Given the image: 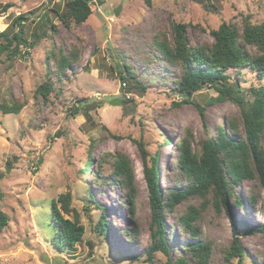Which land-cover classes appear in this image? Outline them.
Here are the masks:
<instances>
[{
  "label": "rangeland",
  "instance_id": "374dc122",
  "mask_svg": "<svg viewBox=\"0 0 264 264\" xmlns=\"http://www.w3.org/2000/svg\"><path fill=\"white\" fill-rule=\"evenodd\" d=\"M64 2L0 0L12 5L6 12L0 8V31L22 14L27 18L25 37L36 40L26 55L25 46L19 48L21 55L12 58L0 52V102L24 101L16 114L0 111V208L10 218L0 233V264H164L165 255L160 252L147 261L152 211L143 161L132 139L142 137L147 149L158 154L162 189L182 188L187 181L184 177L174 181V161L177 141L186 128L192 132V146L198 147L206 130L215 135L218 124L227 128L225 121L236 117L238 109L230 100L212 101L217 92L209 86L192 96L205 105L203 118L194 104H174L182 97L172 90L173 76L164 74L165 64L148 63L145 51L157 32L171 35L172 21L188 24L189 44H211V31L222 22L240 27L244 20L264 21V0H152L151 7L143 0H90L89 18L70 27L51 10L58 3L57 9L62 10ZM118 5L122 9L115 16L112 11ZM59 47L65 54L77 50L78 57L60 73L55 61ZM124 63L131 65L139 85L119 78L117 64L122 67ZM227 73L230 83H236L246 97L252 98L250 88L264 85V74L250 66L230 68ZM48 77H52L53 90L46 100L36 88ZM140 85L146 89L142 91ZM75 104L82 107L80 113L68 115ZM92 142L95 165L106 151L129 157L136 185L134 216L127 213L125 189L101 182L95 177L96 166L81 172ZM110 172L111 167L103 163L102 174L107 178ZM233 192L243 198L242 211L233 204L228 210H217L210 199L193 222L199 239L212 244L208 264L225 263L224 249L233 240L234 222L254 227L264 221L263 191L257 178L243 180ZM67 193L85 232L73 249L61 250L45 225L51 199ZM248 195L255 197V205L247 201ZM189 201L197 206L200 198ZM186 204L165 214L172 257L183 252V241H192L188 233L178 230V216ZM103 210L108 231L99 235L95 224ZM61 212L73 217L72 211ZM133 226L137 233L129 239L124 230ZM238 236L244 256L241 261L233 257L228 264H264V234L239 232Z\"/></svg>",
  "mask_w": 264,
  "mask_h": 264
},
{
  "label": "trees",
  "instance_id": "16d2710c",
  "mask_svg": "<svg viewBox=\"0 0 264 264\" xmlns=\"http://www.w3.org/2000/svg\"><path fill=\"white\" fill-rule=\"evenodd\" d=\"M143 1L147 7L152 6V0ZM89 2L90 0H65L62 10L57 9L59 3L51 10L66 27H70L72 23L81 25L92 13ZM11 6L10 3H0L3 12ZM26 19L24 15L19 14L7 29L0 31L1 53H8V57L12 58L21 55L20 46L26 47L24 55L29 53L28 49L34 47L36 40L29 41L24 34ZM14 27L17 30L11 31ZM187 27V23L172 21L170 36L164 31L157 32L145 51L147 62L155 60L167 66L168 70L163 72L173 76L172 90L182 97L181 102L174 104H194L203 118L205 105L196 102L192 96L203 87L209 86L217 92L212 101L230 100L237 107L238 115L225 121L227 128L224 124H218L215 135H211L206 130L205 136L200 138L198 147L192 146L193 135L191 130L186 128L184 136L177 141V158L174 161L176 169L174 181L178 182L181 177L187 181L186 186L182 188L174 186L168 190L162 189L158 154L151 153L147 149L142 137L132 139L143 161V176L152 211L150 244L145 249L147 261H151L155 253L160 252L165 255L164 264H208L212 244L199 239L198 229L193 222L201 217L210 199L213 200L217 210L221 207L228 210L229 204H233L242 211L243 198L233 192L234 187L243 180L257 178L264 200V85L250 88L252 98L246 97L240 93L236 83H230V76L227 73L230 68L250 66L264 74V21L254 24L244 20L240 27L232 22H222L217 29L211 31L214 39L211 44L207 42L189 44ZM51 28L54 30L55 25L52 24ZM54 54V52L49 53L47 57L51 58ZM57 55L55 61L58 73L68 69L78 58L77 50L65 54L61 47ZM117 67L119 78L123 83L125 81L140 83L130 64L124 63L122 67L117 64ZM138 87L142 91L146 89L144 85ZM52 90V77H48L38 85L36 93L47 100ZM23 103L24 101L19 100L10 103L0 102V111L4 114H16L23 107ZM81 108L80 105H73L69 108L68 115L79 114ZM104 128L108 130L105 126ZM93 144L94 142L90 144L89 156L81 172L84 173L96 166L95 177L101 178V182L109 185L118 184L125 189L126 210L130 217L134 216L136 185L129 157L120 151H106L101 154V161L95 165L94 156L91 155ZM103 163L111 167L107 178L102 174ZM10 164V161H7V169H10ZM192 197L200 198L199 205L195 206L189 201ZM0 198H2L1 190ZM184 201H187L186 209L181 216H178V230L188 233L192 241L187 243L183 241V252L172 257L171 246L166 236L165 214L173 212L174 208ZM247 201L256 204V199L252 195L247 196ZM70 203L71 196L67 193L51 199L49 204L50 215L45 226L53 231L52 242L61 250L73 249L76 243L82 240L85 232L83 224L79 221L78 212L70 207ZM61 210L65 213L72 211L73 217L66 218ZM9 220L7 213L0 208V233L8 225ZM106 224V214L103 210L95 224L99 235L107 233ZM232 230L233 240L224 249V264H228L233 257L241 261L244 256L245 251L239 241V232L264 234V221L254 227L234 222ZM124 231L127 236L130 235L129 239H133L137 233L135 226Z\"/></svg>",
  "mask_w": 264,
  "mask_h": 264
},
{
  "label": "water",
  "instance_id": "95a60500",
  "mask_svg": "<svg viewBox=\"0 0 264 264\" xmlns=\"http://www.w3.org/2000/svg\"><path fill=\"white\" fill-rule=\"evenodd\" d=\"M122 7L120 5L116 6L114 9H113V13L115 16H118L120 14V11H121ZM115 103H117V101H115Z\"/></svg>",
  "mask_w": 264,
  "mask_h": 264
}]
</instances>
